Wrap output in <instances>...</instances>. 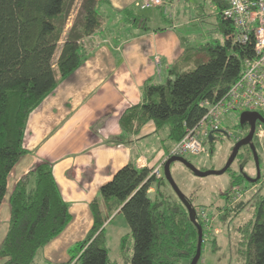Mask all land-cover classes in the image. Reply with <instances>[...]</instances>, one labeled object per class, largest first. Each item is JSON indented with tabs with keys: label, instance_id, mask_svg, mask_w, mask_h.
Returning a JSON list of instances; mask_svg holds the SVG:
<instances>
[{
	"label": "trees",
	"instance_id": "obj_1",
	"mask_svg": "<svg viewBox=\"0 0 264 264\" xmlns=\"http://www.w3.org/2000/svg\"><path fill=\"white\" fill-rule=\"evenodd\" d=\"M75 1L0 0V210L7 195L9 175L28 154L24 139L30 115L61 81L70 78L83 65L92 49L86 51L82 42L102 29L99 10L109 1L83 0L75 22L67 31ZM211 2L218 10L216 17L222 39L197 47L185 44L183 55L169 71V79L162 84H145L143 104L123 115L122 136L118 142L131 144V139L153 124L158 133L166 132L164 143L175 146L205 115L202 103L223 96L242 75L244 60L254 57V42L245 46L238 44L232 23L223 18L227 6L224 1ZM128 20L139 25L141 18L131 15ZM246 128L249 133L250 127L246 125ZM213 145L214 142H209L208 149ZM243 152L254 158L249 146L243 147L238 157ZM258 162L260 166L259 154ZM152 171L153 168H138L131 162L101 188L100 200L91 204L92 229L86 240L77 244L72 251L75 255L66 264H116L109 258L106 232L118 215L125 217L134 239L130 264L192 261L197 251L198 230L182 203L172 204L158 196L155 200L150 198L152 188H158L164 180V177L157 180L150 176ZM262 181L261 175L255 185ZM243 182V174L234 175L230 188L222 195L224 200L228 201L229 194ZM263 190L254 201L253 219L238 229L243 241L236 264H264ZM188 201L193 205L189 198ZM10 207L9 229L0 247V259H6L5 264H34L38 252L57 238L73 219L57 187L52 164L48 162L36 166L17 183L10 196ZM245 209L246 203L242 201L228 209L220 220L230 218L229 213L232 217L238 216ZM197 220L205 238L208 231L198 217ZM125 243L124 238L123 250ZM211 247L213 251L219 250L216 237L212 238Z\"/></svg>",
	"mask_w": 264,
	"mask_h": 264
},
{
	"label": "crops",
	"instance_id": "obj_2",
	"mask_svg": "<svg viewBox=\"0 0 264 264\" xmlns=\"http://www.w3.org/2000/svg\"><path fill=\"white\" fill-rule=\"evenodd\" d=\"M108 1L99 10L107 22L93 35L99 41L86 61L29 117L24 139L28 154L9 175L0 210V247L9 229L10 196L17 183L39 164H52L57 187L73 218L65 232L80 239L92 229L91 204L100 200L101 188L131 162L138 168L154 169L165 161V149L172 146L164 143L165 134L155 155L145 152L141 140L147 134H159L153 124L131 139V144L118 142L122 136L120 121L129 109L143 104L145 84H162L169 79V71L183 55L186 44V37L179 33L180 19L195 23L187 15L204 10L205 2L213 3L164 0L169 5L165 15L161 9L151 8L158 10L159 16L149 12L151 9L141 10L138 3L142 0ZM131 15L141 18L139 25L129 22ZM153 21L165 25L152 28ZM148 128L153 131L147 133ZM6 261L0 259V264Z\"/></svg>",
	"mask_w": 264,
	"mask_h": 264
},
{
	"label": "rangeland",
	"instance_id": "obj_3",
	"mask_svg": "<svg viewBox=\"0 0 264 264\" xmlns=\"http://www.w3.org/2000/svg\"><path fill=\"white\" fill-rule=\"evenodd\" d=\"M82 2L83 0L75 1L67 31L75 22ZM203 8L204 10H198L187 15V17H191L195 23L186 21L183 17L179 21L181 24L179 33L186 37L185 43L188 47H197L205 45L206 43L214 44L217 40L222 39V31L216 17L218 16L216 6L210 4V2H205L203 3ZM156 9H161L165 15V8ZM151 10L152 11L149 12L155 11L156 15L158 14L161 16L158 10ZM149 12H144V14ZM101 16L103 18L102 26L104 27L107 21L104 15ZM162 25L164 26L165 24L160 21H153L151 23L152 28L161 27ZM100 31H102V29ZM65 38L66 33L63 36V40L61 41L55 55V64L60 56ZM98 41L99 40H96L92 36L86 38L82 42V45L86 51H89L96 46ZM241 115V112H231L226 114L222 119V125L231 129L233 132H236L237 129H243L245 133H248V128H246V126L241 127L240 125ZM150 127L153 126L151 125ZM152 129L153 128H148L147 133L153 131ZM262 131L263 133L259 134L260 140L257 138H254L253 140V145L256 147L262 160L260 167L257 166L254 158L249 157L247 152H243L241 156L237 157L231 168V172L222 176L201 178L179 163H175L171 167L174 181L181 192L192 201L196 209L197 217L198 212L200 213L202 209H204L206 211L205 213L208 214V219L211 220V227L209 229H206L204 225L205 230L208 232L204 238L202 255L198 264H236V257L239 256L238 250H240V243L243 241L242 235L239 233L238 229L253 219L254 201L259 196L260 190L264 189V181L255 185L259 175L261 174L264 176V127H262ZM165 134L166 132H161L158 135L153 133L147 134L146 137L141 140V142L145 144V152L149 155H155L163 144ZM236 143V140L229 139L226 136H223V134H216L214 145L210 148V156H187L186 159L201 172L220 171L225 167ZM168 146H170V143L167 147ZM173 147L165 149V152L170 154ZM168 156L169 155H167V157ZM236 174L244 175V182L239 188V190H242V198L238 200L240 197L237 198L234 197L235 194H229V200L225 201L222 195L224 196L225 192L230 188L232 178ZM160 184L161 185H159L158 188H153L150 193V198L155 200L156 196H158L160 199L165 198L172 204L177 203L179 205L181 202L165 178ZM262 194H264V192ZM242 201L246 203L245 211L235 217H232L229 213L230 218L221 222V216L227 214L228 209H232ZM3 202H5V199ZM2 221L5 222L4 220ZM63 232L38 252L34 264H66L70 262L72 256L75 255L72 251L75 250L78 242L86 240L87 237H80V239H78L75 237L77 235L67 236L68 232H65V230ZM106 233L110 260L116 264H130L134 252V239L131 236V230L125 217L123 215H118L110 224ZM1 234L2 233L0 232V237ZM215 237L217 245L220 247L218 251H213L211 247V240ZM124 238L126 239V243L123 250L121 247V241ZM190 263L191 262L187 260L181 262V264Z\"/></svg>",
	"mask_w": 264,
	"mask_h": 264
},
{
	"label": "built area",
	"instance_id": "obj_4",
	"mask_svg": "<svg viewBox=\"0 0 264 264\" xmlns=\"http://www.w3.org/2000/svg\"><path fill=\"white\" fill-rule=\"evenodd\" d=\"M227 5L223 18L232 23L235 29V40L240 45L254 42V57L243 62V73L230 89L220 98L206 100L202 107L205 115L193 129L187 130L184 138L170 151L166 161L171 157L210 156L209 142H215L216 134H223L237 142L247 135L243 129L236 132L222 125V119L231 112L258 113L264 117V0H223ZM164 0H142L138 3L141 10L151 8H169ZM166 14V13H165ZM264 125L257 123L254 138L263 133ZM212 139V140H211ZM158 165L151 173L157 180L164 177V164ZM242 197V190L236 189L231 195ZM202 209L198 218L209 229L211 220Z\"/></svg>",
	"mask_w": 264,
	"mask_h": 264
},
{
	"label": "water",
	"instance_id": "obj_5",
	"mask_svg": "<svg viewBox=\"0 0 264 264\" xmlns=\"http://www.w3.org/2000/svg\"><path fill=\"white\" fill-rule=\"evenodd\" d=\"M257 123L264 125V117L262 115H260L258 113H250V112L242 113L240 125L242 127H245L246 125L249 126L250 127L249 133L244 139H242L241 141L236 143V145L234 146V148L232 150V154L229 157L225 167L223 169H221L220 171L201 172L194 165H192V163L190 161H188L186 158H182V157H171L164 164V168H163L164 178L169 183L170 187L172 188V190L176 194L179 201L187 209L191 222L195 225V227L198 230L197 251H196V255L194 256V258L192 259L190 264H198L200 259H201L202 245L204 242V231H203V227L198 223L196 209L193 207V205L191 203H189L188 198L181 192V190L177 186L176 182L174 181L173 175L171 172V167L173 164L179 163V164L183 165L185 168H187L189 171H191L193 174H195L196 176L201 177V178H205V177H209V176H222V175L226 174L231 169V167L233 166L234 162L236 161L241 149L243 147H246V146L250 147V149L253 153L255 162H256L257 166L260 167L259 162H258V153L256 151V147L253 145V140H254V135H255ZM260 176H261V174L259 175V178H260Z\"/></svg>",
	"mask_w": 264,
	"mask_h": 264
},
{
	"label": "bare ground",
	"instance_id": "obj_6",
	"mask_svg": "<svg viewBox=\"0 0 264 264\" xmlns=\"http://www.w3.org/2000/svg\"><path fill=\"white\" fill-rule=\"evenodd\" d=\"M155 168H156V167H155ZM155 168H154V169H155ZM154 169H153V170H154Z\"/></svg>",
	"mask_w": 264,
	"mask_h": 264
}]
</instances>
